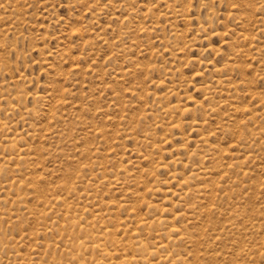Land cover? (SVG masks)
<instances>
[{
	"label": "rangeland",
	"instance_id": "obj_1",
	"mask_svg": "<svg viewBox=\"0 0 264 264\" xmlns=\"http://www.w3.org/2000/svg\"><path fill=\"white\" fill-rule=\"evenodd\" d=\"M0 230V264H264V0H0Z\"/></svg>",
	"mask_w": 264,
	"mask_h": 264
},
{
	"label": "bare ground",
	"instance_id": "obj_2",
	"mask_svg": "<svg viewBox=\"0 0 264 264\" xmlns=\"http://www.w3.org/2000/svg\"><path fill=\"white\" fill-rule=\"evenodd\" d=\"M14 156V155H13ZM193 177V176H192ZM190 178V177H189ZM186 183V182H185ZM191 183V182H190ZM184 186V185H183ZM182 193V192H181ZM185 194V193H184ZM155 216V215H154ZM3 217V216H2ZM153 219V218H152ZM164 222H166V221H164ZM93 227V226H92ZM162 230V229H161ZM1 231V230H0ZM98 234V233H97ZM87 236V235H86ZM138 237V236H137ZM140 238V237H139ZM98 240V239H97ZM95 241V240H94ZM140 241H142V240H140ZM142 243V242H141ZM94 244V243H93ZM98 247V246H97ZM103 249V248H102ZM1 250V249H0ZM157 251V250H156ZM107 253V252H106ZM124 259V258H123Z\"/></svg>",
	"mask_w": 264,
	"mask_h": 264
}]
</instances>
